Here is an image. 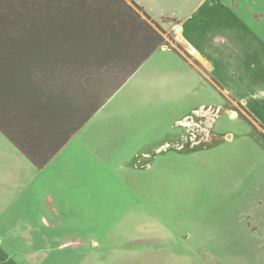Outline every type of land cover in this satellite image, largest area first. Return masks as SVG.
I'll use <instances>...</instances> for the list:
<instances>
[{"label":"rangeland","instance_id":"374dc122","mask_svg":"<svg viewBox=\"0 0 264 264\" xmlns=\"http://www.w3.org/2000/svg\"><path fill=\"white\" fill-rule=\"evenodd\" d=\"M122 1L141 14L129 0ZM164 30L165 46L186 52L174 32ZM35 80L38 87L49 85V92H58L55 79L46 81L37 74ZM92 82L67 84L70 104L87 108L86 94L96 88ZM121 95L76 132L48 168L22 178L43 184L35 198L39 204L53 201L56 210L39 207L33 213L32 223L42 230L32 238L1 239L10 245L2 244L6 252L0 261L140 264L141 253L157 249L162 252L157 254L159 264L170 255L173 264H264V141L247 132L246 123L262 132L260 127L223 95L232 112L245 120H220L239 139L235 145L199 156L195 151L145 156L141 138L162 135L164 140L166 118L173 113L148 101H124ZM40 214L52 228L36 222ZM111 245L119 252L108 254L106 246Z\"/></svg>","mask_w":264,"mask_h":264},{"label":"crops","instance_id":"0c3cea01","mask_svg":"<svg viewBox=\"0 0 264 264\" xmlns=\"http://www.w3.org/2000/svg\"><path fill=\"white\" fill-rule=\"evenodd\" d=\"M133 1L152 19L162 23L164 29L173 31L176 41L192 59L179 55L168 46H160L94 115L105 110L120 94L121 99L126 96L124 101L126 98L140 103L148 101L149 105L154 104L155 107L165 108L170 114L173 113L170 119L166 118L164 140L162 135H156L154 139L141 138L145 156L164 151L175 156H188L189 152L195 151L199 156L201 152H215L222 146L235 145L239 139H236L232 130H225L220 120L225 118L223 120L229 123L230 120L242 118L231 116L233 109L226 103L223 95L238 103L264 132V0ZM175 27L179 28L178 32L174 31ZM161 123L160 121L156 125ZM246 125L247 132L261 137L248 123ZM0 134L2 258L6 252L4 248L10 243L1 239H8L13 235L32 238L33 232L42 230V226L32 223L33 213L39 207L43 211L48 209L55 213L53 201L39 204L35 198L43 184H29L22 178L48 168L64 146L44 167L37 168L1 131ZM18 196H21V205ZM29 197L32 198L28 200ZM29 206L31 211L28 210ZM36 222L49 225L44 214L37 216ZM138 224L137 227L140 226ZM52 227L49 225L47 228ZM134 232L135 237L136 230ZM77 243L79 242L74 244ZM66 244L64 242L60 247ZM116 247L118 246H106L107 253H118ZM160 253L162 252L157 249H148L140 254L139 262L159 264L157 254ZM144 254L149 256L143 257ZM0 264H6L5 260H1ZM164 264H173V257H165Z\"/></svg>","mask_w":264,"mask_h":264},{"label":"trees","instance_id":"16d2710c","mask_svg":"<svg viewBox=\"0 0 264 264\" xmlns=\"http://www.w3.org/2000/svg\"><path fill=\"white\" fill-rule=\"evenodd\" d=\"M129 1L140 15L122 0H0V131L37 168L168 45L161 25ZM37 74L58 92L38 87ZM83 80L96 83L87 108L68 99L67 84Z\"/></svg>","mask_w":264,"mask_h":264},{"label":"water","instance_id":"95a60500","mask_svg":"<svg viewBox=\"0 0 264 264\" xmlns=\"http://www.w3.org/2000/svg\"><path fill=\"white\" fill-rule=\"evenodd\" d=\"M175 32H178L179 31V28L178 27H175L174 29ZM236 114L234 112L231 113V116L234 117Z\"/></svg>","mask_w":264,"mask_h":264}]
</instances>
